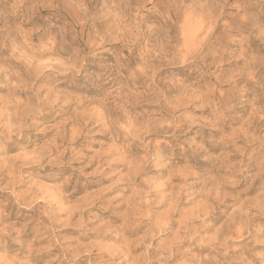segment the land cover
Masks as SVG:
<instances>
[{
	"label": "rangeland",
	"instance_id": "obj_1",
	"mask_svg": "<svg viewBox=\"0 0 264 264\" xmlns=\"http://www.w3.org/2000/svg\"><path fill=\"white\" fill-rule=\"evenodd\" d=\"M0 264H264V0H0Z\"/></svg>",
	"mask_w": 264,
	"mask_h": 264
},
{
	"label": "bare ground",
	"instance_id": "obj_2",
	"mask_svg": "<svg viewBox=\"0 0 264 264\" xmlns=\"http://www.w3.org/2000/svg\"><path fill=\"white\" fill-rule=\"evenodd\" d=\"M99 163V162H98ZM130 246V245H129Z\"/></svg>",
	"mask_w": 264,
	"mask_h": 264
}]
</instances>
